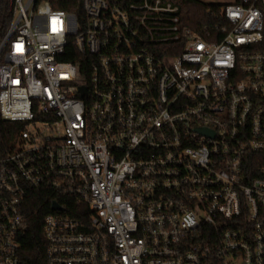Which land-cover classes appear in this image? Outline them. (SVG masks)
Wrapping results in <instances>:
<instances>
[{"label":"built area","instance_id":"2783aa9c","mask_svg":"<svg viewBox=\"0 0 264 264\" xmlns=\"http://www.w3.org/2000/svg\"><path fill=\"white\" fill-rule=\"evenodd\" d=\"M200 1L220 5L203 34L176 0H83L82 21L9 0L0 264H264V0Z\"/></svg>","mask_w":264,"mask_h":264},{"label":"trees","instance_id":"16d2710c","mask_svg":"<svg viewBox=\"0 0 264 264\" xmlns=\"http://www.w3.org/2000/svg\"><path fill=\"white\" fill-rule=\"evenodd\" d=\"M54 8L63 9L74 13L82 21L86 18L83 9V0H48ZM181 6V15L183 23L189 25L200 33H204V26L211 25L218 21L220 5L216 3H206L200 0H176ZM12 14L10 12L9 0H0V41L2 40L7 28L10 25ZM182 47L177 46L175 52L180 51ZM264 48V44H263ZM77 61L75 56L67 57ZM16 126L9 124L0 118V142L10 147L13 130ZM57 194L40 190L35 192L28 199L25 205V211L29 218L30 229L23 236L22 243L25 249V257L34 262L43 255L45 241L42 234L43 216L51 210L50 204Z\"/></svg>","mask_w":264,"mask_h":264},{"label":"water","instance_id":"95a60500","mask_svg":"<svg viewBox=\"0 0 264 264\" xmlns=\"http://www.w3.org/2000/svg\"><path fill=\"white\" fill-rule=\"evenodd\" d=\"M82 90L85 93L86 92V87L85 86H82ZM52 208L53 209H61L62 207H61V205L58 202L54 201L52 203Z\"/></svg>","mask_w":264,"mask_h":264},{"label":"rangeland","instance_id":"374dc122","mask_svg":"<svg viewBox=\"0 0 264 264\" xmlns=\"http://www.w3.org/2000/svg\"><path fill=\"white\" fill-rule=\"evenodd\" d=\"M81 81H84V78H81Z\"/></svg>","mask_w":264,"mask_h":264}]
</instances>
